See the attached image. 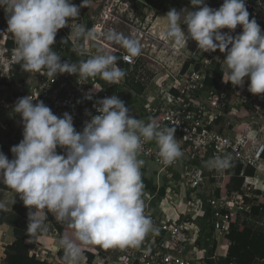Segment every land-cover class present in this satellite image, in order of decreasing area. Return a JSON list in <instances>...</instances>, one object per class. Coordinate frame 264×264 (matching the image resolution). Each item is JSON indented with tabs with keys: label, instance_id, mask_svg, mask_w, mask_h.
I'll list each match as a JSON object with an SVG mask.
<instances>
[{
	"label": "clouds",
	"instance_id": "1",
	"mask_svg": "<svg viewBox=\"0 0 264 264\" xmlns=\"http://www.w3.org/2000/svg\"><path fill=\"white\" fill-rule=\"evenodd\" d=\"M190 4L196 10L188 9L183 18L184 9L178 12L172 8L164 15L165 38L178 48L194 40L200 54L217 49L226 53L222 82L243 86L248 78L247 90L264 94V32L255 18L249 19L245 0H223L219 8L208 6L205 0H190ZM88 6L89 0H81L80 5L72 0H0L7 21L3 33L10 34L16 45L14 63L25 72H46L48 77L76 75L81 84L95 77L108 85L120 83L126 76L118 66L120 57L102 48L77 62L62 61L53 50L58 30L69 27V20L78 18L80 9ZM182 24L187 26L186 33ZM238 25L242 32L232 35ZM225 28L229 32L221 31ZM70 29L73 50L78 56L88 55L76 42L95 40L98 33L79 23ZM102 38L123 48L125 61L141 54L139 41L122 32L110 29ZM37 97L26 95L15 102L13 111L21 117L23 138L10 149L14 158L10 160L0 151V184L18 194L28 209L26 233L34 237L45 230L49 212L57 222L67 223L72 237L58 241L66 264H79L84 247L90 245L138 247L154 230L150 217L144 214V161L138 155L144 143L154 140L160 161L172 164L182 155L176 127L161 128L153 118L147 123L135 118L125 102L113 94L95 101L98 114L88 113L90 119L77 131L72 115L64 112L57 116ZM84 98L92 100V92ZM206 167L227 169L231 157L216 156ZM0 210H6L2 202ZM197 256L203 259L204 252L198 251Z\"/></svg>",
	"mask_w": 264,
	"mask_h": 264
},
{
	"label": "built area",
	"instance_id": "2",
	"mask_svg": "<svg viewBox=\"0 0 264 264\" xmlns=\"http://www.w3.org/2000/svg\"><path fill=\"white\" fill-rule=\"evenodd\" d=\"M245 3L250 20L255 18L264 21V0H246ZM66 27L59 29L56 36L63 33L73 44ZM91 29L94 30L93 27ZM239 30L242 32L238 25L233 33L239 34ZM76 44L79 46L78 42ZM73 48L74 46L69 52L74 53ZM83 48L87 50V57L97 54V50L93 51L89 42L83 41ZM60 49L63 50L64 46L61 45ZM13 51L14 49L10 56L5 57L3 69L0 68L3 70L0 71V111L13 117L14 126L18 124L23 129L21 117L13 109L15 102L26 95H38L37 99L42 100L57 116L68 112L73 116L77 131H82L85 121L90 119L88 113L98 114L94 107L96 100L117 95V92L101 85L96 78H89L86 83L81 84L77 82L76 75L67 73L58 74L55 78L48 77L46 72L44 75L29 72L24 81L11 86L9 75L11 65L14 63ZM125 54L123 52L121 58ZM122 61L135 64V58L131 61L122 58ZM193 65L187 69L189 71L192 68L191 72L185 71L186 73L183 72L185 74L176 79L162 81L161 85L156 84L159 81L157 78H151L149 84L154 83L159 89L166 90L160 98L155 96L156 89L154 95L149 92V96L153 95L154 101H150L146 95L149 84L142 93L133 94V97L142 104L146 114L155 119L161 128L176 127L175 138L182 155L172 164L164 165L160 161L154 140L144 143L138 155L144 160L156 163L160 172L165 171V179L170 178V174H167L168 168L174 167L179 170V182L175 181L176 184L172 187L176 189L173 191L175 193H170L171 179L163 182L167 195L165 202L162 198L159 202L155 199L156 190L152 192L143 188L141 199L144 202V214L150 217L154 230L146 234L138 247L104 249L97 245L98 253L90 264H196L200 260L214 259L220 240L230 230L231 218L239 217L243 213L250 215L252 207L260 204L255 200L259 196L263 198L264 204V173L262 176L257 173L252 176L244 175L247 166L257 167L256 163L263 158L264 140L254 144V139L264 133V126L255 130L253 127L255 121L251 120L246 126L247 131L241 133L220 129L221 112L225 109L237 110L250 104L251 110L264 119V94L256 95L252 100V93L247 90L248 78H245L243 86L234 87L231 84L227 90L209 88L204 84V80L206 76H215L214 68L211 69V74L206 75L204 70L194 69ZM117 85H122V80ZM94 87L102 90H94ZM172 89L177 92L176 95L170 93ZM90 91L93 99L87 100L84 97ZM121 100L127 101L125 97ZM125 105L135 117L136 107L132 103ZM249 140V146L246 147ZM57 152L62 154L63 150L58 148ZM216 156H230L231 161L240 162L242 169L239 176L244 177V181L239 191L220 196H216L213 191L220 187L222 180L213 182L212 194L204 203L207 176L193 161L206 165ZM208 169L211 177H216L213 173L218 170L209 167ZM225 175L222 170L221 178ZM249 180H253L254 184ZM200 221L205 223L202 224ZM208 246L216 248L214 256L210 254ZM197 250L204 252L203 259L197 256ZM80 260L79 264H87L85 257H81Z\"/></svg>",
	"mask_w": 264,
	"mask_h": 264
},
{
	"label": "rangeland",
	"instance_id": "3",
	"mask_svg": "<svg viewBox=\"0 0 264 264\" xmlns=\"http://www.w3.org/2000/svg\"><path fill=\"white\" fill-rule=\"evenodd\" d=\"M246 1V0H245ZM72 3L76 5H80L81 0H72ZM212 8L213 3L210 0L206 3ZM198 7V6H197ZM175 8L178 12L184 9V12L181 14L185 15L189 10H196L191 6L190 0H89V6L85 7L84 13L80 14V17L76 19L69 20V27H66V31L71 32L70 27L79 23L83 25L85 20H89L92 23V27L94 31L98 33V36L95 40H87L89 42V46L93 49V51L98 48H102L104 52L114 54L116 51L125 53V50L121 48L119 45L106 41L102 38V34L106 33L110 29H114L117 32H122L125 36H130L139 41L141 45V54L135 58V64L132 65V69L128 71V73L132 74L135 81H140L145 86L149 84L151 78H157L159 81L156 84L161 85L162 79L172 80L178 78L180 75L185 73H181L182 64L185 61H193L196 63L200 69L204 70V74L208 75V73H212L211 69L215 66H218L219 69L222 68L221 64L223 63V59L225 58L226 53H221L218 49L215 52L211 53H202L200 54L197 49V44L194 40L189 39L187 43V47L178 48L174 42L165 38L164 31L166 29L167 23L163 21L162 17L164 16L170 9ZM187 8V9H185ZM161 16V17H159ZM257 22L259 21L256 19ZM262 24V23H261ZM262 32H264V25H261ZM186 25L182 24L181 28L186 33ZM241 27V26H240ZM242 28V27H241ZM229 32L228 29H222L223 32ZM238 32H241L240 30ZM141 34V35H140ZM232 35H235L233 32ZM237 34V32H236ZM71 37V35H70ZM5 38H12L10 34L5 32V34H0V40L2 42ZM13 39V38H12ZM14 40V39H13ZM70 40V39H69ZM72 40V39H71ZM71 42V41H70ZM71 46H74L71 42ZM80 46V45H79ZM16 45L14 44L15 49ZM12 49V50H13ZM12 53V51H11ZM211 54V56H208ZM9 56V53L5 49L3 43L0 45V68L3 69V65L5 63V57ZM143 56H148L150 59L154 60V62L145 61ZM208 56V58H207ZM217 57L219 59H217ZM204 62L202 65H200ZM218 62V63H217ZM216 64V65H215ZM195 66V65H194ZM216 70V68L214 69ZM221 70V69H220ZM3 71V70H0ZM192 71V68L187 71L188 73ZM215 73V71L213 72ZM166 81V82H167ZM169 81V82H170ZM221 87L224 90H227L226 83L222 82V78L220 79ZM165 83V82H164ZM156 84L151 83L148 88L146 95L150 101H154L153 95L154 90L156 89L155 96L162 97L163 92L166 93V90L159 89ZM159 91V92H158ZM149 92H151V96H149ZM117 96L122 99L125 97L124 95H120L117 93ZM256 95L252 94L251 99H255ZM227 111V110H226ZM221 112L222 125L220 126L221 130H233L237 133H241L246 130L247 124L254 120V129L257 130L259 127L264 125V119L257 116L253 110H251L250 104L244 106L243 108L231 111ZM238 111V112H234ZM230 113V114H229ZM144 121V119H141ZM261 140H264V133H261ZM250 140L245 145L249 146ZM141 159V158H139ZM144 161V165L148 168L147 176L145 178L152 179V182L156 181L151 173L153 171L158 172L159 167L156 163L141 159ZM255 168V167H253ZM154 172V173H155ZM160 172V171H159ZM179 170L177 168L171 167L167 169V174L174 175L176 177L175 181L179 182ZM226 173V171H224ZM161 177L166 174L165 171L161 172ZM216 177H211L210 173L207 176L208 178H212V182L222 180V170H218V172H214ZM158 179V178H157ZM159 179L157 183H159ZM171 181L170 183V193H175L176 182ZM250 181V180H249ZM251 184H254L253 180L250 181ZM162 181H160V185ZM165 185V184H164ZM158 186V184H157ZM253 186V185H250ZM256 188V187H255ZM159 197V196H158ZM167 197V195H166ZM165 198H162V201H166ZM258 200L260 204L263 203V198L261 196L255 198ZM263 212V211H262ZM238 223L245 222L246 225L251 227L255 232L262 233L264 235V217L262 214L258 216H248V214H242L237 219ZM216 245V244H214ZM229 245V241H227V246ZM93 247V245L86 246ZM210 254L214 256L213 247L208 246ZM212 250V252H211ZM199 251V250H197ZM209 256V254H207ZM217 258L214 257V261ZM81 263V260L79 261ZM257 264H261L257 263Z\"/></svg>",
	"mask_w": 264,
	"mask_h": 264
},
{
	"label": "trees",
	"instance_id": "4",
	"mask_svg": "<svg viewBox=\"0 0 264 264\" xmlns=\"http://www.w3.org/2000/svg\"><path fill=\"white\" fill-rule=\"evenodd\" d=\"M207 1V0H205ZM85 7L80 9V14L84 13ZM83 25H86L87 28H92V23L89 20H85ZM7 29V21H6V14L4 9L0 10V31H6ZM62 39H65L67 42H61ZM55 44L53 45V50L56 51L60 56L62 61L69 60L70 62H77L79 60H86L88 57L85 56H78L76 52L72 53L69 52L71 46V42L68 37H66L63 33L57 35L55 37ZM80 46L83 47V42L77 41ZM14 40L12 38H6L4 41V47L9 53L11 54L12 49L14 48ZM64 46V49L61 50L60 46ZM114 55L120 57L118 59V66L121 67L126 71V76L122 79V85H108L105 81L101 80L99 77H95L98 82L105 86L106 88L112 90L113 92H117L120 95H124L127 103H132L136 106V110L138 113L137 117H141L142 119L149 122L150 117L146 114L142 104L138 102L134 97L133 94H140L145 89V84L140 81H135L132 74L128 73L130 69H132V65L130 63H124L122 61V53L116 51ZM145 61L154 62V60L150 59L148 56H143ZM195 64V66L193 65ZM193 65L194 69H199V66L193 61H185L181 67V73L187 71V69ZM215 76H206L204 80V84L209 88H222L220 79L223 77L222 70L219 69L218 66H215L214 69ZM29 72L23 71L20 66L16 63L11 65L10 75H9V84L11 86H16V84L24 81L28 76ZM161 81H165V78ZM225 84V83H224ZM231 82L226 84V87H229ZM172 95H176L177 92L172 89L170 91ZM243 108V107H242ZM226 111V109L224 110ZM223 111V112H224ZM229 111V110H227ZM226 111V112H227ZM238 112V111H234ZM218 121V120H217ZM258 139V137H257ZM18 144V143H17ZM5 155L11 160L13 159V154L11 152L5 153ZM264 158V153L262 155ZM196 165H199L203 173L208 176L209 169L206 165L202 164L201 162H195ZM242 169V164L240 162H233L231 161V167L227 169H223L226 171V175L222 178L221 184L219 188H216L213 193L216 196L225 195L230 192L239 191L240 187L244 181V177L239 176V172ZM255 170L252 166H247L244 169V175L252 176L254 175ZM212 178H206L205 182V191L203 194V201L206 203L211 194V182ZM1 187L10 189L7 186L1 185ZM18 201L20 200L19 195L17 194V198L15 201L14 208L18 205ZM23 203V202H22ZM261 211H264V204H259L258 206H253L250 212V215H259ZM5 211L0 210V221L2 220V216L5 214ZM28 209L24 206V216L23 220L19 221L18 225H14V242L7 246V252L4 258V264H66L64 261V252L63 249H60L56 253L57 260L52 259H37L35 254L29 255L28 254V246L25 243V240L28 239L30 241H35L38 237L43 234V231L38 232L37 235L34 237L29 236L26 233V228L23 227L22 224L28 221ZM237 216H233L230 221V230L229 232L220 240L219 246L216 248L213 246V252L216 250V257L218 258L214 261L211 258L200 260L196 262V264H255L257 260L261 261V264H264V235L259 232H255L251 227L246 225L245 222L237 223ZM9 220V219H8ZM48 221L53 222L52 213H47V220L45 225ZM63 230L73 231L68 225L65 223H60L57 226V231L59 234L62 233ZM227 241H229V245L227 246ZM93 247H84L83 254L81 257H85L87 260V264H90L92 260L96 257L98 253L97 245H93ZM9 250V252H8ZM212 252V250H211Z\"/></svg>",
	"mask_w": 264,
	"mask_h": 264
},
{
	"label": "crops",
	"instance_id": "5",
	"mask_svg": "<svg viewBox=\"0 0 264 264\" xmlns=\"http://www.w3.org/2000/svg\"><path fill=\"white\" fill-rule=\"evenodd\" d=\"M207 1H205V3H207ZM210 1H211V3H213V6L215 8H219L221 6V4L223 3V0H210ZM1 9L2 8H0V10ZM159 17H161V16H159ZM162 19L164 22L167 23L166 17H162ZM257 23L259 24V22H257ZM260 24L264 25L263 22H260ZM262 27H264V26H262ZM261 30H262V28H261ZM0 33H3V31H0ZM3 34H5V33H3ZM5 40H6V38L3 39L2 42L0 40V45L2 43L4 45ZM222 65H223V63L221 64V66ZM220 69L223 70V66ZM147 87L150 88L151 86H147ZM137 116H138V113L136 114L135 118L142 119L141 117H137ZM12 119H13V117L11 115H9L8 113H6L4 111H0V151H2L4 154L11 152L10 151L11 147L14 145H17V143H19L23 138L22 127H20L18 124L16 126H14ZM144 121L146 122V120H144ZM16 134H19V135L16 136ZM261 136L258 137V139L257 138L254 139V144H256L255 142H257V141L258 142L261 141ZM138 158H140V157H138ZM256 164H257V167H255V173H257L259 176H262V174L264 173V158H262ZM146 169L148 170V168L146 166H142V168H141L142 181H143V185H144L143 188L147 191H152V192H154V190H156L157 194H155V199H158L157 201L159 202L161 198H165V196H166L163 182L165 181L164 183H166L170 179L172 181H175L176 177L174 175L172 176L170 174V178L165 179V177L160 176L162 174H161V172H159V170H158V172L153 171L151 173V176H153L154 179H156V181L152 182L151 178L150 179L145 178L148 174ZM157 178L160 181H162L161 185H160V181H159V183H157V180H158ZM157 184H158V186H157ZM1 185H3V184H0V202L4 203L5 207H6V210H2V211H5L6 213L2 216V220L0 221V264H4V258H5V254L7 252L6 247L11 245L15 240L14 225H18L19 221L23 220L24 204L22 202L18 201V205L16 206V208H14L15 203L12 204V201L14 199L16 201L17 195L14 193L13 190L3 188V187H1ZM260 214H262V216L264 217V211L263 212L261 211ZM52 216H53L54 221L53 222L48 221L46 223L45 230L43 231V234L40 237H38L35 241H30L28 239L25 240V243L28 246V254L29 255L35 254L37 259H52L54 261L57 260L56 253L60 249L58 241L61 238L66 237V236L70 237V238L72 237V231H69V230H63L61 234L58 233L57 226L60 224V222L56 221L53 213H52ZM248 216H251V215H248ZM256 216H258V215H256ZM27 223H28V221L25 222V224H22L24 228L27 227ZM200 223H202V221H200ZM204 223L205 222H203L202 224H204ZM65 224L68 225L67 223H65ZM8 252H9V250H8ZM260 262L261 261L257 260L255 264L260 263ZM215 264H217V263H215Z\"/></svg>",
	"mask_w": 264,
	"mask_h": 264
}]
</instances>
